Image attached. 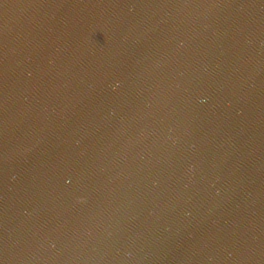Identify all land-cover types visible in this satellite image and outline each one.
Returning a JSON list of instances; mask_svg holds the SVG:
<instances>
[{"label": "water", "instance_id": "1", "mask_svg": "<svg viewBox=\"0 0 264 264\" xmlns=\"http://www.w3.org/2000/svg\"><path fill=\"white\" fill-rule=\"evenodd\" d=\"M0 264H264V0H0Z\"/></svg>", "mask_w": 264, "mask_h": 264}]
</instances>
